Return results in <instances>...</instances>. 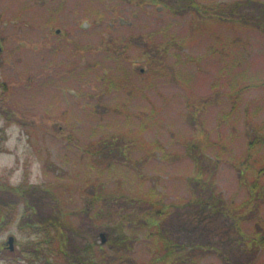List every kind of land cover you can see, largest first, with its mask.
I'll return each mask as SVG.
<instances>
[{"label": "rangeland", "instance_id": "rangeland-1", "mask_svg": "<svg viewBox=\"0 0 264 264\" xmlns=\"http://www.w3.org/2000/svg\"><path fill=\"white\" fill-rule=\"evenodd\" d=\"M161 5L0 0V184L44 198L52 188L50 198L62 204L63 219L76 225L78 237L65 247L32 234L24 201L10 195L20 203L7 202L1 210L0 264H86L92 248L82 247L91 240L83 213L101 186L105 195H143L156 187L167 200L184 197L183 181L192 171L185 142L198 127L205 130L208 154L232 161L219 168L220 190L237 202L248 197L253 174L243 183L233 163L248 133L264 130V88L235 91L248 80H264V34L196 25ZM52 28L60 32L53 35ZM203 98L211 102L191 124L188 115ZM222 143L227 147L221 151ZM260 213L264 221V205ZM254 226L243 224L248 234ZM103 232L106 243L110 234ZM145 233L139 232L143 239L125 260L144 261L158 249L157 237ZM79 248L84 256L76 261ZM256 259L264 264V248ZM198 261L225 264L214 252Z\"/></svg>", "mask_w": 264, "mask_h": 264}, {"label": "trees", "instance_id": "trees-1", "mask_svg": "<svg viewBox=\"0 0 264 264\" xmlns=\"http://www.w3.org/2000/svg\"><path fill=\"white\" fill-rule=\"evenodd\" d=\"M124 1L138 6L162 4V7L173 14L192 17L191 21L196 25L211 26L221 23L231 27L254 28L264 34V0L214 3L202 0ZM59 32L60 30L53 28L50 30L53 35ZM104 46L101 44L97 48L102 49ZM179 46L181 49L186 47L183 42ZM3 48L0 42V56ZM120 54L126 57L123 51ZM3 63L0 62L1 67ZM139 72L143 73L142 70ZM258 88H264V80H248L235 93ZM210 102L203 98L198 103L194 113L188 115L191 124H198L197 115L203 114ZM205 139V130L198 127L192 140L185 142V155L191 160L192 171L183 181L187 193L182 198L167 200L164 193L158 192L160 190L155 189L156 187L143 195L140 191H120V194L114 192L105 195L102 186L97 190L90 201L91 206L88 203L83 213L82 226L87 227L91 240L88 247H82L92 248L86 264H200L198 260L210 252L221 257L225 264H256V258L264 248V221L260 213L261 206L264 205V130L257 127L248 133L244 152L233 163L243 183L253 174L249 178L248 197L241 202L226 197L218 184L221 164L232 161L219 154H208L209 143ZM97 143L99 144L96 141L87 146V151L93 153L91 146ZM101 144L103 148L111 147L106 142ZM123 145L126 147L130 144L125 142ZM221 147L222 151L227 144L222 143ZM121 152L124 153L123 149ZM140 179L143 181L145 177L140 176ZM51 189L46 188L49 198H41L35 192H24L17 187L0 184V215L7 202L20 203L10 200L9 196L13 195L26 205L25 214L32 219L31 226L34 228L32 234L44 235V239L49 241L60 240L67 247L71 242H77L76 225H70L73 223L63 219L65 214L62 204L55 198H50ZM48 201L51 204L47 205ZM252 221L256 222V226L248 234L243 224ZM144 230V238L154 235L157 237L158 249H152L147 260H125L128 257L126 255L131 254L134 244L143 239L139 232ZM103 231L110 234L109 241L99 243L98 233ZM105 245L108 246L106 250L103 247ZM83 249L76 250L72 258L77 256L78 261L81 260L84 256ZM77 259L74 258L76 261ZM70 263L75 261L71 260Z\"/></svg>", "mask_w": 264, "mask_h": 264}, {"label": "water", "instance_id": "water-1", "mask_svg": "<svg viewBox=\"0 0 264 264\" xmlns=\"http://www.w3.org/2000/svg\"><path fill=\"white\" fill-rule=\"evenodd\" d=\"M101 237H102V243H104L105 242V237H104V233L103 232L101 233ZM13 242H14V237L13 236H10L8 238V243L10 244V248L11 249L13 248Z\"/></svg>", "mask_w": 264, "mask_h": 264}]
</instances>
